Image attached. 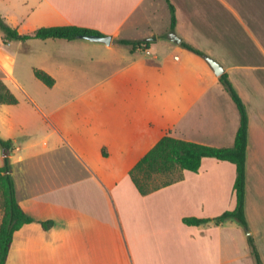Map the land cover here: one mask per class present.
<instances>
[{
    "label": "crops",
    "instance_id": "0c3cea01",
    "mask_svg": "<svg viewBox=\"0 0 264 264\" xmlns=\"http://www.w3.org/2000/svg\"><path fill=\"white\" fill-rule=\"evenodd\" d=\"M24 4L41 27L76 25L112 40L87 45L95 79L88 87L53 88L55 80L44 91L22 87L20 96L8 87L19 102L0 104V135L15 143L16 195L34 222L15 233L6 264H256L249 236L264 264V0H40L38 13L35 2ZM3 17L28 34L17 15ZM2 37L0 67L15 79L26 50ZM55 40L63 55L34 69L73 76L84 44ZM207 57L224 67L249 115V229L237 219L184 222L236 208L229 161L206 157L198 172L177 168L173 182L146 195L130 175L167 135L234 145L240 113Z\"/></svg>",
    "mask_w": 264,
    "mask_h": 264
},
{
    "label": "trees",
    "instance_id": "16d2710c",
    "mask_svg": "<svg viewBox=\"0 0 264 264\" xmlns=\"http://www.w3.org/2000/svg\"><path fill=\"white\" fill-rule=\"evenodd\" d=\"M172 24L171 30L174 31L177 20L175 8L171 4ZM0 32L3 35V42L9 43L12 40L27 41L30 39H66L73 40L83 35L99 34L96 30L82 28L76 25L39 27L29 34H22L16 28L10 26L0 13ZM122 44H135L132 41L120 40ZM138 43L137 45H141ZM190 50L203 54L192 46L183 43ZM35 76L47 86H53L55 79L47 72L41 69H35ZM221 82L231 94L240 113V127L236 134L235 143L232 147H212L199 143H194L175 138L171 135L164 136L135 166L130 175L143 194H149L162 186L168 185L174 181L168 180L161 184H153L149 181L153 174H172L177 168L198 172L202 161L206 157L216 158L218 160L229 161L236 165L237 177L234 184V190L237 198L236 208L232 211H226L222 215L214 218H185L184 222L188 225H200L214 221L221 224L229 219H237L245 229H249L246 217V181H247V149L249 142V115L247 107L242 98L232 85L228 75H221ZM18 98L11 92L4 81L0 80V104H17ZM0 144L5 152V165L0 168V190L3 199V217L0 223V264H6L13 243L15 233L24 225L34 222L20 206L15 182L12 176L10 163V152L14 150L15 143L12 140H4L0 137ZM48 226L49 223H43ZM251 253L256 260V264H263L259 250L252 236L248 237Z\"/></svg>",
    "mask_w": 264,
    "mask_h": 264
},
{
    "label": "rangeland",
    "instance_id": "374dc122",
    "mask_svg": "<svg viewBox=\"0 0 264 264\" xmlns=\"http://www.w3.org/2000/svg\"><path fill=\"white\" fill-rule=\"evenodd\" d=\"M32 2L36 3V12L39 11L41 7H39L40 0H31ZM25 0H0V13L3 16V14L10 13L11 16L17 15L20 19L21 27L23 33H32L35 29L41 27L39 24H41V21L38 18H35V15L33 10L27 5L24 4ZM10 8H12V12H10ZM14 10V11H13ZM24 12L27 16L22 17L21 14ZM38 13V12H37ZM29 14V15H28ZM4 18V17H3ZM10 18V17H9ZM5 19V18H4ZM7 22V20L5 19ZM8 23V22H7ZM48 40V39H47ZM51 40V39H50ZM16 40L10 41L11 43H14ZM58 40H51L49 42L42 40V39H30L29 41H21L19 40L17 43L18 45L23 49L26 50L25 57L27 60H32L31 64L29 65V62L27 60H18L16 64L15 69V79H9L8 73L0 67V79L3 80L9 88H11L14 92H16L19 96L23 94L22 87L26 89H33L38 90L39 88L47 89L49 88L47 85H45L43 82L38 80L34 73V68L37 65L34 64H43V66H54L55 64V57L50 56V54H55L57 56L63 55V47L56 45ZM74 42L75 44H84L83 46L79 47V53L81 58L77 59L72 63L74 66V70L77 67V71L72 76L71 73H67L66 71H60L56 72V69L53 71L56 75V78L53 77L56 80V84L53 88L58 87H64L67 85H74L79 87H88L89 85L94 84L95 79H92L88 76V65L90 62L89 56L91 55V52L89 51L87 45H92L93 41L88 40L86 38H77ZM78 41V42H77ZM43 51V59L40 57V53ZM20 52V51H19ZM25 51L20 52L23 54ZM23 57V56H22ZM65 65L66 63H62ZM11 90V91H12ZM12 91V92H13ZM13 92V93H14ZM15 94V93H14ZM15 94V96L18 98V95ZM19 99V98H18ZM0 134H2V129L0 127ZM1 137V135H0ZM11 163V159H10ZM5 165V152L4 148L0 144V167ZM12 165L11 164V168ZM177 176V173L174 174H153L149 181L153 184H161L163 182H166L168 180L175 179ZM4 209H3V199H2V193L0 190V223L2 221Z\"/></svg>",
    "mask_w": 264,
    "mask_h": 264
},
{
    "label": "water",
    "instance_id": "95a60500",
    "mask_svg": "<svg viewBox=\"0 0 264 264\" xmlns=\"http://www.w3.org/2000/svg\"><path fill=\"white\" fill-rule=\"evenodd\" d=\"M173 40L176 42H181V38L177 36L175 33H172ZM81 38H86L88 40H91L93 42H103L105 44H110L112 37L111 36H104L99 34H89V35H83ZM206 60L211 65L213 70L215 71L216 75L221 76L224 72V67L215 59L211 57H207Z\"/></svg>",
    "mask_w": 264,
    "mask_h": 264
}]
</instances>
